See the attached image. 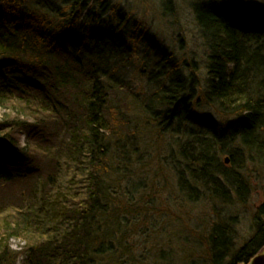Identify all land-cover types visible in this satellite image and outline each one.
<instances>
[{
  "label": "trees",
  "instance_id": "16d2710c",
  "mask_svg": "<svg viewBox=\"0 0 264 264\" xmlns=\"http://www.w3.org/2000/svg\"><path fill=\"white\" fill-rule=\"evenodd\" d=\"M194 15L208 52L200 98L193 102L194 65L185 76L187 65L170 63L150 71L154 91L140 101L141 110L151 114L154 129L181 135L174 140L179 160L169 152V161L187 201L200 192L226 203L233 188L243 200L233 169L240 167L239 153L264 152V48L258 44L264 15L254 26L247 24L253 18L214 5L197 4ZM122 19L112 0H0V264H18L20 257L23 264L132 261L123 260L131 247L122 250L101 228L114 204L130 209L136 198L134 187L120 186L125 177L113 181L119 156L111 149L119 144L110 139L122 112L117 97H130L129 73L142 80L147 69L144 61L138 66L141 36L133 30L125 38ZM198 103L227 120L222 134L197 111ZM234 144V152L227 149ZM135 153L123 151L119 160L130 163ZM174 162L182 169L172 168ZM263 208L254 217L255 234L236 252L228 225L212 227L211 264H247L264 247ZM10 239L24 246L14 251Z\"/></svg>",
  "mask_w": 264,
  "mask_h": 264
},
{
  "label": "rangeland",
  "instance_id": "374dc122",
  "mask_svg": "<svg viewBox=\"0 0 264 264\" xmlns=\"http://www.w3.org/2000/svg\"><path fill=\"white\" fill-rule=\"evenodd\" d=\"M112 1L113 5L119 7L123 18L124 27L121 34L127 38L134 30L141 36L138 45L140 59L138 66L144 61L147 69L142 74V80H139L141 76L136 79L129 73L130 97L127 96L126 101H121L125 96L117 97L121 102V121L117 134L110 139L113 143L119 144L117 148L111 149L113 157H120L123 151L136 152L132 156L126 154L128 157L131 156L130 163L126 162L127 164L120 161L119 157L113 158L116 172L113 181L125 177L127 181L120 183V186L134 187L132 193L136 198L132 200L130 209L124 204H114V214L108 218L106 226L102 225L101 228L113 233L110 240H120L122 250L131 247L132 255H122H125L123 260L132 258L127 264H211L210 242L207 239L212 227L217 223L228 225L232 241L231 252H236L255 234L254 217L257 210L264 206V152L259 155V152L253 151L254 155L251 157L248 152H243L242 155L239 153L240 167L234 166L233 169L245 190L241 196L243 200L233 188L229 191L226 203L200 192L195 202L187 201L185 195L176 187L175 178L170 172L172 161L171 163L169 161L171 156L169 152H172L174 160L178 159L174 140L181 141L182 137L177 132L163 134L161 130L154 129L152 116L141 110L140 101L154 91V83L147 82L150 71L159 72L173 63H179L182 67L187 65L184 66L185 76L190 74L191 65H194L193 76L197 91L193 102L200 98V88H204L205 85L204 70L208 52L197 26L195 5H214L218 9L225 11L232 9L238 15L255 18L260 14L264 15V0ZM247 24L254 26L250 25L252 22ZM148 39L154 41L160 52H166V56L162 57L161 53L152 52L154 44L147 45ZM250 43L254 48V42ZM258 44L264 48V37L258 40ZM159 80L162 81L164 78L160 76ZM160 81L152 80L155 83ZM123 94L127 95V92ZM198 105L197 111L212 121L218 135L222 134L227 120L215 114L210 107L201 103ZM2 117L3 112L0 109V120ZM175 128L173 125L171 130ZM19 145L24 146L21 137ZM237 147L234 144L227 149L232 148L234 152L233 148ZM225 155H222L221 159ZM138 157L140 159H137ZM222 162L228 169L232 168L229 163H224L223 160ZM174 166L177 169L183 167L177 162L172 164V168ZM124 169L129 170L128 175ZM126 208L131 213L127 214ZM111 212L112 210L109 211ZM259 218L264 221V214H260ZM9 244L14 251H19L24 246L20 239H10ZM226 262L228 259L224 264ZM18 264H22V259Z\"/></svg>",
  "mask_w": 264,
  "mask_h": 264
},
{
  "label": "water",
  "instance_id": "95a60500",
  "mask_svg": "<svg viewBox=\"0 0 264 264\" xmlns=\"http://www.w3.org/2000/svg\"><path fill=\"white\" fill-rule=\"evenodd\" d=\"M223 161L224 163H228V157H224ZM247 264H264V247Z\"/></svg>",
  "mask_w": 264,
  "mask_h": 264
},
{
  "label": "bare ground",
  "instance_id": "6f19581e",
  "mask_svg": "<svg viewBox=\"0 0 264 264\" xmlns=\"http://www.w3.org/2000/svg\"><path fill=\"white\" fill-rule=\"evenodd\" d=\"M259 16V15H258ZM258 16H256L255 18H253V20L252 19H249V21H254L255 22V24H257V21H258V19H259V17Z\"/></svg>",
  "mask_w": 264,
  "mask_h": 264
}]
</instances>
